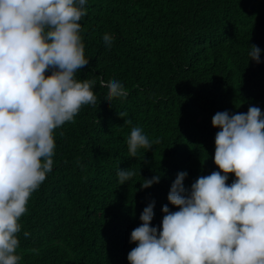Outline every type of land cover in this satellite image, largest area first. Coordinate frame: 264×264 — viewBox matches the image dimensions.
<instances>
[{"label":"trees","instance_id":"16d2710c","mask_svg":"<svg viewBox=\"0 0 264 264\" xmlns=\"http://www.w3.org/2000/svg\"><path fill=\"white\" fill-rule=\"evenodd\" d=\"M85 9L89 64L77 78L97 81V103L55 130L53 170L20 221V264H129L143 210L155 202L151 226L160 229L163 206L178 211L168 201L178 173H187L190 191L220 171L213 116L251 106L264 113V0H87ZM252 46L260 63L248 55ZM100 79L119 81L127 97L107 101ZM135 126L160 143L134 158L127 140ZM120 168L136 173L123 185ZM154 176L160 182L143 189Z\"/></svg>","mask_w":264,"mask_h":264},{"label":"clouds","instance_id":"9594fccd","mask_svg":"<svg viewBox=\"0 0 264 264\" xmlns=\"http://www.w3.org/2000/svg\"><path fill=\"white\" fill-rule=\"evenodd\" d=\"M86 4L0 0V264H20V221L53 170L55 130L97 103V81L77 78L89 64L80 23ZM103 41L111 48L113 37L106 33ZM248 55L260 63L258 47ZM99 83L108 89L107 101L128 95L117 80ZM212 124L219 129L214 163L220 171L198 177L190 191L184 187L187 173H178L168 195L178 211L163 206L160 229L151 226L155 202L143 210L141 225L131 232L136 247L129 264H264V113L255 106L247 113L217 112ZM154 143L160 140L150 141L139 126L132 127L128 152L135 158ZM135 174L120 168L119 183ZM231 174L236 179L229 185ZM159 182L154 176L141 187Z\"/></svg>","mask_w":264,"mask_h":264}]
</instances>
